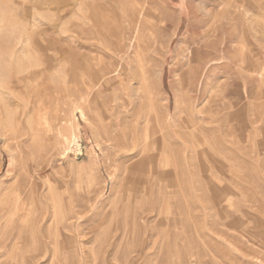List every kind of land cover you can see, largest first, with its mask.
<instances>
[{"label": "rangeland", "instance_id": "1", "mask_svg": "<svg viewBox=\"0 0 264 264\" xmlns=\"http://www.w3.org/2000/svg\"><path fill=\"white\" fill-rule=\"evenodd\" d=\"M6 194L0 264H264V0H0Z\"/></svg>", "mask_w": 264, "mask_h": 264}, {"label": "bare ground", "instance_id": "2", "mask_svg": "<svg viewBox=\"0 0 264 264\" xmlns=\"http://www.w3.org/2000/svg\"><path fill=\"white\" fill-rule=\"evenodd\" d=\"M154 2V1H153ZM150 8V7H149ZM164 9V8H163ZM160 11V10H159ZM166 11V9H165ZM160 18V16H159ZM162 18V16H161ZM160 18V19H161ZM157 19V18H156ZM219 22V21H218ZM162 25V24H161ZM164 26V25H163ZM218 28V27H216ZM159 30V29H158ZM162 32V30H161ZM201 33V32H200ZM204 34V33H203ZM196 37V36H195ZM198 37V36H197ZM203 37V36H202ZM197 40V39H196ZM202 42V41H201ZM204 42V41H203ZM202 42V43H203ZM206 44V43H204ZM151 50V49H150ZM218 52V51H217ZM216 52V53H217ZM215 54V52H214ZM209 56V55H208ZM152 57V56H151ZM208 60V59H207ZM198 71V70H197ZM196 72V71H195ZM26 199V198H25ZM12 203V202H11ZM15 203V202H14ZM10 203H9V196L3 195L0 198V232L3 230V228L5 229V227H7V225L12 222L19 214H21L20 212V208L19 206H15L13 209L10 208ZM17 205V204H16ZM26 211H24L25 213ZM23 215V214H22ZM12 224V223H11ZM4 232V230L2 231ZM2 234V233H1Z\"/></svg>", "mask_w": 264, "mask_h": 264}]
</instances>
